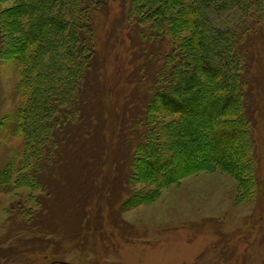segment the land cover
I'll use <instances>...</instances> for the list:
<instances>
[{"label": "rangeland", "instance_id": "obj_1", "mask_svg": "<svg viewBox=\"0 0 264 264\" xmlns=\"http://www.w3.org/2000/svg\"><path fill=\"white\" fill-rule=\"evenodd\" d=\"M137 1L143 14L155 10L152 0ZM196 1L169 4L167 20L174 17V23L166 20L161 57H155L160 58V88L185 98L197 39L188 37L194 32L188 24L174 33L171 26L183 25L188 4ZM20 3L0 0V11L10 8L2 13L6 55L0 60V264H264V18L253 12L241 25L242 54L236 58L242 81L236 89L242 101L233 104L237 116L223 120L249 130L245 148L235 142L220 162L163 184L149 163L173 150L181 154L175 168L183 170L184 161L191 162L187 149L196 143L187 128L195 126L206 135L222 121L209 123L212 106H205V116L188 119L162 112L159 98L148 107L157 91L150 90L153 78L146 71L131 75L130 84L127 73L115 83L121 75L115 69L129 73L132 54H139L138 42L126 29L136 0H110L109 15L100 13L97 24L103 39L110 28L118 36L110 112L101 109L100 121L93 116L86 122L76 111L71 124L65 123V105L59 108L55 95L50 116L24 113L29 100L27 93H18L25 69L18 60L35 49L24 47L27 19L12 16ZM211 18L215 25L235 29L232 13ZM80 138L88 141L85 146ZM28 143L41 148L38 158Z\"/></svg>", "mask_w": 264, "mask_h": 264}, {"label": "trees", "instance_id": "obj_2", "mask_svg": "<svg viewBox=\"0 0 264 264\" xmlns=\"http://www.w3.org/2000/svg\"><path fill=\"white\" fill-rule=\"evenodd\" d=\"M109 1L21 0L20 5L17 4L18 7L11 9L15 20L21 21L25 18L28 21L22 27V36L26 41L25 50L35 49V53L31 52L32 55L29 53V57L18 60L25 66L18 93L28 94L29 103L28 107L24 108V113H27L30 118L33 114L36 116L39 113L43 114V111L50 116V112L55 107L52 102L53 95L59 98L58 102L61 101L58 103L59 108L60 105H65L63 112L67 113L65 114L67 124H71L76 111L81 112L80 120L85 117L86 122L91 121L93 116L100 121L103 113L101 109H104V113L106 110L110 112L109 84L117 58L113 53L118 48L116 44L118 36L115 29L107 27L109 30L105 33L106 38L103 39L97 27L101 18L100 13L107 12L109 15L107 10ZM171 2L173 0H152L150 5L155 10L151 9L152 12L145 15L142 12L143 8L136 7L138 3L136 0L133 6L134 14L128 12L129 24L126 29L130 38L138 42L139 54H132L133 59L130 64L134 67L129 73L127 69H115L116 76L121 74L115 83L124 80L123 74L127 73L125 81L130 84L132 83L129 81L131 75L136 76L139 71H146L145 76L147 75L148 79L153 78L149 81L153 83L150 90L157 91L151 102L149 101L148 107L154 108L159 98L162 112L178 114L188 119L205 116L207 112L205 106H212L215 113L208 117L209 119L207 118L209 123L215 121L219 123L222 121V123L206 135L198 133L195 126L187 128L193 136L192 141L196 143L187 149L186 156H189L191 162L184 161L183 170H176L181 154L173 150L171 154H163L149 163L151 170L154 171L155 180L163 184L177 180L180 174L220 162L222 157L229 156L235 142L237 144L245 142L243 139L249 130L238 122L234 125L223 120L230 116H237L234 113L237 108L235 109L233 104L242 101V94L236 89L242 81L238 70L240 61L236 58V54H242L239 47L240 34L243 30L241 25H246V19L253 12L264 18V0H197L188 4L183 25L171 26L173 27L171 32L174 33L176 30H184L186 28L184 26L188 24L190 32L194 31L188 37L195 36L193 40L197 39V46H194L197 49V60L191 65V76L187 79L188 81L186 80L185 85L189 96L185 98L172 95L164 88H160V58L158 60L155 58L160 56L159 53L163 48L161 39L165 37V29L169 28L166 20ZM6 10L8 12L10 8L0 11V60L6 55L2 20V13L4 14ZM78 11L81 13L80 17L77 16ZM224 12L235 15L236 25L233 31H230L227 26L215 25V21H212L211 14ZM107 17L104 28L108 23ZM124 18L127 19V16ZM174 19L173 17L167 21L172 25ZM179 40V43L183 42V38ZM141 58H144L145 62L140 64ZM167 61L169 64L170 59ZM165 62L166 60L162 65ZM145 76L142 80L140 79L142 83ZM124 87L125 85L122 86ZM130 93L137 94L134 91L132 93L131 89ZM119 97H123L121 92ZM25 117L26 115L22 118L24 121ZM20 126L23 125L20 124ZM86 132L90 134L89 131H85L84 134ZM94 134L93 146H96L98 135L96 129ZM138 136L141 137V133ZM202 137L205 140H202ZM33 141L35 143V140ZM85 142L88 141L80 138L81 144ZM36 143L39 145L38 140ZM28 144L31 146L32 155L38 158L42 152L41 148L36 144ZM82 145L85 146V144ZM244 148L243 144L240 150ZM19 180H21L20 183L25 181L19 178L17 182Z\"/></svg>", "mask_w": 264, "mask_h": 264}]
</instances>
